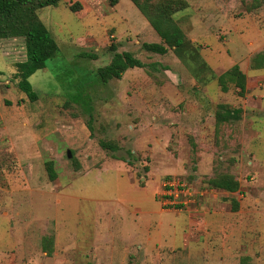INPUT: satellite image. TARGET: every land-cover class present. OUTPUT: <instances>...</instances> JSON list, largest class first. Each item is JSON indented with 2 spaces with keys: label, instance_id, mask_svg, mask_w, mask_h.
I'll return each mask as SVG.
<instances>
[{
  "label": "rangeland",
  "instance_id": "obj_1",
  "mask_svg": "<svg viewBox=\"0 0 264 264\" xmlns=\"http://www.w3.org/2000/svg\"><path fill=\"white\" fill-rule=\"evenodd\" d=\"M185 1L174 18L199 50L202 59L193 64L205 66L197 71L172 51L141 49L160 39L129 0H61L38 11L59 51L29 78L33 103L13 81V65L25 59L22 39L0 40V264H108L104 245L120 250L126 233L119 224L135 208L161 205L166 178L184 181L195 196L179 212L198 218L205 207L212 217L192 238L204 235L206 245L178 242L175 250L163 240L153 254H162L161 264H239L244 251L225 233L232 199L242 214L257 212L243 243L248 264H264V68L254 66L258 55L264 64V0ZM74 5L80 7L72 13ZM110 45L159 66L100 84L93 73L110 61ZM233 65L246 77L243 97L217 83ZM221 103L241 113L217 130ZM102 140L119 149H103ZM46 160L54 162V181ZM217 173L235 176L239 190L208 188ZM44 237H54V255L43 252ZM206 251L211 257L201 262L197 255Z\"/></svg>",
  "mask_w": 264,
  "mask_h": 264
},
{
  "label": "trees",
  "instance_id": "obj_2",
  "mask_svg": "<svg viewBox=\"0 0 264 264\" xmlns=\"http://www.w3.org/2000/svg\"><path fill=\"white\" fill-rule=\"evenodd\" d=\"M61 0H0V40L22 39L25 50V59L15 63L13 81L16 88L24 94L30 102H35L38 98L29 82V78L40 72L46 67V62L53 59L59 47L47 29L40 20L38 11L45 7H56ZM115 1V0H114ZM140 14L147 20L153 31L159 37V43H142L141 49L145 52L157 55H165L168 51L173 54L187 67L194 66L204 68V64H193L202 59L197 46H195L185 36L178 25L174 15L187 8L185 0H129ZM80 6H70V12L74 13ZM112 53L108 64L99 67L93 73V79L100 84H107L112 79H120L129 69L150 68L156 69L158 63L144 64L130 52H117L115 45L108 47ZM95 58V56H88ZM262 55L255 57L257 64L254 66L264 68V64L258 61ZM205 84L204 80H199ZM217 83L220 91L227 92L228 85H232L237 90L238 96L243 97L246 93V77L237 65L217 77ZM80 94L74 95V100L79 99ZM86 104V103H85ZM241 111L231 108L228 104L221 103L216 105L214 112L215 129L218 126L232 125L240 118ZM215 130V133H217ZM99 145L106 150L116 152L119 148L111 142L100 141ZM130 155V153H129ZM44 168L48 179L54 181L57 173L54 169V162L46 160ZM170 178H166V181ZM207 187L216 191H224L233 194L239 190L240 183L238 179L229 173H217L206 181ZM238 209V201L232 199L231 210ZM53 239L44 237L42 240L43 251L47 255L52 253ZM239 264H248V257L241 258Z\"/></svg>",
  "mask_w": 264,
  "mask_h": 264
},
{
  "label": "crops",
  "instance_id": "obj_3",
  "mask_svg": "<svg viewBox=\"0 0 264 264\" xmlns=\"http://www.w3.org/2000/svg\"><path fill=\"white\" fill-rule=\"evenodd\" d=\"M158 189L156 194L159 192ZM159 205V203L153 204L152 207L148 209L135 208L129 212V214H132L133 216L124 218L121 225L119 224V231H125L126 240H117L120 244L119 251L116 248L114 250L112 246L104 245L109 249V252L107 253L109 255H107L104 259L106 261L105 263L113 264L114 262H117L124 264L128 262L131 263L132 261L133 264H161L163 262L162 254H153L157 252L161 253L159 246L163 240L167 239L175 250H177L178 242L179 246L182 244L184 247H188L191 242L195 246H198L199 244L206 245L204 235L200 237L197 242L193 241L192 239L194 236H196V234L194 235L196 230L199 231L202 228L207 230L206 228L209 226V220L211 219L212 214H207L208 212H206L205 207L202 208V213L200 216L195 218L192 215L186 214L185 212H179V208H177L176 211L169 208H165L169 210H164L162 204L160 206ZM241 208L242 207L239 202L238 209L236 211H232L230 208L227 211L228 213H225L227 214L225 217V233L227 237H230V239L234 240V242L228 241L231 243V246H234V249L237 247L242 248L244 252L242 253L243 256H241L249 257L251 255L247 254L245 248H249V245L245 246L243 243V240L245 239L244 231L247 227H250L252 230H254L255 228H252V226L255 225L258 217L256 216L257 212L252 211H249L247 215H245V213L242 214ZM151 221H153V224H151ZM234 232H238V237L234 235ZM164 234L168 235H166L164 239H161ZM52 239V253L47 255V252L43 251L47 256H51L52 254L54 255L53 252L56 248V242L54 241V237ZM103 239L106 238L104 237ZM185 239L189 240L186 241ZM65 242L63 243L67 246L68 244ZM113 242L116 243V240ZM232 253V248L228 246V251L226 254L229 255ZM93 255L96 257V252L93 251ZM198 255L197 257H199L201 262L207 261L211 257L208 251L202 254L199 253Z\"/></svg>",
  "mask_w": 264,
  "mask_h": 264
},
{
  "label": "built area",
  "instance_id": "obj_4",
  "mask_svg": "<svg viewBox=\"0 0 264 264\" xmlns=\"http://www.w3.org/2000/svg\"><path fill=\"white\" fill-rule=\"evenodd\" d=\"M166 191V195H165ZM206 192V191H205ZM163 207L166 208H181L187 203L195 201L194 194L190 192V187L184 181L171 178L163 183V188L158 196Z\"/></svg>",
  "mask_w": 264,
  "mask_h": 264
},
{
  "label": "water",
  "instance_id": "obj_5",
  "mask_svg": "<svg viewBox=\"0 0 264 264\" xmlns=\"http://www.w3.org/2000/svg\"><path fill=\"white\" fill-rule=\"evenodd\" d=\"M66 156H67V158H69L71 156L70 151L66 152Z\"/></svg>",
  "mask_w": 264,
  "mask_h": 264
}]
</instances>
